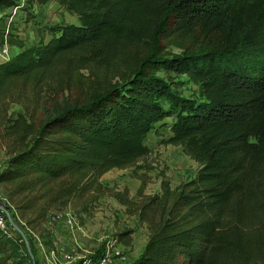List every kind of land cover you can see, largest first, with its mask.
I'll use <instances>...</instances> for the list:
<instances>
[{
	"label": "trees",
	"instance_id": "trees-1",
	"mask_svg": "<svg viewBox=\"0 0 264 264\" xmlns=\"http://www.w3.org/2000/svg\"><path fill=\"white\" fill-rule=\"evenodd\" d=\"M56 1L79 23L49 26L48 41L27 47L8 39L20 51L0 60V99L11 81L41 80L70 54L101 53L119 67L31 133L0 182H16L18 192L58 182L55 199L99 193V178L146 157L147 134L173 117L166 142L198 168L175 188L161 172L160 194L140 210L147 242L130 264H239L247 252L255 256V237L264 242V0ZM13 6L19 0H0V11ZM181 75L196 96L182 95ZM114 197L129 202L127 190ZM24 253L0 230V264H38Z\"/></svg>",
	"mask_w": 264,
	"mask_h": 264
},
{
	"label": "rangeland",
	"instance_id": "rangeland-1",
	"mask_svg": "<svg viewBox=\"0 0 264 264\" xmlns=\"http://www.w3.org/2000/svg\"><path fill=\"white\" fill-rule=\"evenodd\" d=\"M4 11H0L1 32L8 26L9 39L22 42L25 47L48 40L49 26L79 23L77 16L56 0H46V3L22 0L18 9L8 8ZM11 46L12 53L19 50L17 45ZM174 52L179 50L174 49ZM102 56L98 53V56L78 59L70 54L41 80L26 77L8 84L0 99V172L13 153L28 143L31 133L76 102L82 103L92 81L111 79V75L118 70L119 60ZM159 74L163 76L162 72ZM178 80L184 82L181 88L183 96L197 95V86L186 75H181ZM162 104L166 106L163 101ZM173 121V117H167L155 124L144 140L150 153L135 166L113 168L104 173L98 180L101 185L99 193L78 191L72 196L55 199L56 192L63 186L58 182L43 189L35 187L34 190L21 192L17 191L16 182H0L1 202L9 210L14 209L23 222L22 231L38 264H61L65 261L63 254L72 249L76 250L78 256L74 264H79L80 259L100 255L114 241L127 256V264L131 262L147 240L149 225L141 220L140 210L148 196L160 194L161 172L170 186L175 188L192 179L198 168V164L180 146L166 142ZM104 176L106 179H102ZM124 190L128 191L127 205H122L114 197L115 193ZM26 205L28 208H25ZM67 215H73L76 222L69 230L64 225ZM145 217H148L146 213ZM10 230L20 253L26 258V246L20 234L11 227ZM128 230H131L129 236L120 235ZM72 234L79 235L76 236L79 242L72 240ZM244 240L243 235L239 246L244 247ZM50 249L55 250L54 258L45 257ZM253 249L255 256L247 252V256L238 263L264 264V242L260 243L255 237ZM220 264L231 263L223 261Z\"/></svg>",
	"mask_w": 264,
	"mask_h": 264
},
{
	"label": "built area",
	"instance_id": "built-area-1",
	"mask_svg": "<svg viewBox=\"0 0 264 264\" xmlns=\"http://www.w3.org/2000/svg\"><path fill=\"white\" fill-rule=\"evenodd\" d=\"M19 3H22V0H19ZM20 6H13L11 8L18 9ZM9 39V28L6 26V28L1 32L0 30V60L6 61L9 60L11 57L14 56V53L11 51V44L8 42ZM0 230L3 231L5 234H7L10 238L12 237L10 227L11 224L8 221V216H10L11 220L16 223L19 227L23 222L19 219L17 212L14 211V209L9 210V208L1 202L0 199ZM75 217L73 215H67V218L65 220V228L68 230L70 228H73L75 225ZM21 228V227H20ZM14 229V228H13ZM15 230V229H14ZM14 239V238H13ZM115 242V241H114ZM114 242H110L104 249V251L98 255L94 260L91 259H80L79 264H116L119 260H123L125 255L122 251V249L115 245ZM45 256L46 258H54L55 257V250L50 249ZM77 253L76 250L72 249V251L66 253L64 255V262H61V264H74V262L77 259ZM57 264V263H56Z\"/></svg>",
	"mask_w": 264,
	"mask_h": 264
},
{
	"label": "crops",
	"instance_id": "crops-1",
	"mask_svg": "<svg viewBox=\"0 0 264 264\" xmlns=\"http://www.w3.org/2000/svg\"><path fill=\"white\" fill-rule=\"evenodd\" d=\"M44 3H46V2H44ZM2 12H5V11H2ZM19 21V20H18ZM19 23V22H18ZM18 24H16V26H17ZM17 34H19V32H16ZM13 37V36H12ZM9 38H11V36L9 37ZM50 38V37H49ZM15 39V38H14ZM19 39H21V37L19 38ZM44 41V40H43ZM46 41H48V40H46ZM46 41H44V42H46ZM17 48L19 49V47L17 46ZM20 51V49L19 50H17L16 52H14V55L17 53V52H19ZM102 179H106V177L104 176V177H102ZM149 235V234H148ZM77 237H79V235L77 234L76 235ZM75 236V234H72V240H76L77 242H79L78 241V238ZM147 239H148V237H147ZM146 242H147V240H146ZM146 242L144 243V245L141 247V248H139L138 249V251L136 252V254L134 255V258L131 260V262L130 263H132L135 259H137L140 255H141V253L143 252V250H144V247H145V244H146ZM67 252H65L64 254H63V256L66 254ZM93 257H94V255L93 256H91L89 259H91V260H94L93 259ZM128 263V259H127V256H125L124 257V259L123 260H119L118 261V263H116V264H127ZM129 263V264H130Z\"/></svg>",
	"mask_w": 264,
	"mask_h": 264
},
{
	"label": "water",
	"instance_id": "water-1",
	"mask_svg": "<svg viewBox=\"0 0 264 264\" xmlns=\"http://www.w3.org/2000/svg\"><path fill=\"white\" fill-rule=\"evenodd\" d=\"M0 209H2V208L0 207ZM7 216H8V221L11 224V226L20 234V236H21V238H22V240H23V242H24V244L26 246L27 253L29 254L31 260H34L32 252H31V248H30V245H29V243L27 241L25 233L22 231V229L16 223H14L11 220L9 215H7Z\"/></svg>",
	"mask_w": 264,
	"mask_h": 264
}]
</instances>
